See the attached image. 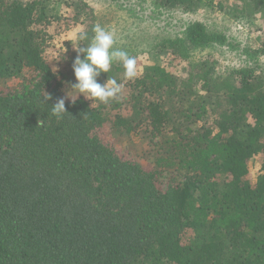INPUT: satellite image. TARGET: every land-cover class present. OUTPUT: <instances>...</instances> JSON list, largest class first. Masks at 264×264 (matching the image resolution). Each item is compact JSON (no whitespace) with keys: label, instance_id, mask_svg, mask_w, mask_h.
Listing matches in <instances>:
<instances>
[{"label":"trees","instance_id":"obj_1","mask_svg":"<svg viewBox=\"0 0 264 264\" xmlns=\"http://www.w3.org/2000/svg\"><path fill=\"white\" fill-rule=\"evenodd\" d=\"M156 1L226 7L264 29V0ZM94 15L84 0H0V264H264V42L219 72L198 55L235 45L181 20L151 64L122 47L137 77L120 63L98 77L121 84L115 100L78 95L57 118L56 99L76 96L75 47L90 43ZM112 131L151 139L156 165L122 154Z\"/></svg>","mask_w":264,"mask_h":264},{"label":"rangeland","instance_id":"obj_2","mask_svg":"<svg viewBox=\"0 0 264 264\" xmlns=\"http://www.w3.org/2000/svg\"><path fill=\"white\" fill-rule=\"evenodd\" d=\"M95 12L97 24L115 33L116 47L134 48L147 64L153 63V52H149L161 38L174 36L177 25L189 20H199L208 29L225 34L233 45H225L203 52L198 56L209 53L217 60V70L224 72L244 66L249 56L244 52V47L257 49L264 42V29L258 21L250 20L248 16H238L239 12L224 8L207 10L200 8L195 13H187L177 9L173 11L157 4L156 0H84ZM63 41H71L76 37V28L67 31ZM64 41V42H65ZM58 48L61 42H56ZM264 61V55L259 57ZM111 140L116 142L113 146L128 158L153 167L155 166L151 139L143 138L135 133L119 134L111 132ZM169 177L167 171L162 172V186H166ZM178 181L185 178L177 174Z\"/></svg>","mask_w":264,"mask_h":264},{"label":"clouds","instance_id":"obj_3","mask_svg":"<svg viewBox=\"0 0 264 264\" xmlns=\"http://www.w3.org/2000/svg\"><path fill=\"white\" fill-rule=\"evenodd\" d=\"M93 32L94 35L87 47H75L77 56L73 61L72 69L76 82L70 85V91H75L76 96L73 98L68 92L65 97L56 99L54 105L51 106V112L57 118H62L67 113L66 99L75 103L78 95L103 104L115 100L122 90L121 84L109 77L104 84L98 82L101 73L108 74L114 63L122 65L126 80H134L138 75L136 57L130 55L126 50L116 47L113 31L97 24ZM77 39L83 41L88 39V36L81 32ZM81 54L83 58H81ZM45 99L49 100L51 96L47 95ZM37 126H39V122Z\"/></svg>","mask_w":264,"mask_h":264}]
</instances>
